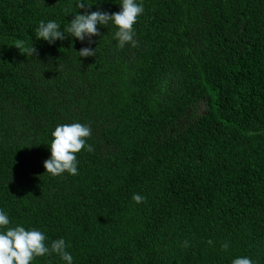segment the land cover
Masks as SVG:
<instances>
[{
	"label": "trees",
	"instance_id": "1",
	"mask_svg": "<svg viewBox=\"0 0 264 264\" xmlns=\"http://www.w3.org/2000/svg\"><path fill=\"white\" fill-rule=\"evenodd\" d=\"M137 2L135 46L109 22L80 58L87 39L35 37L76 0H0V210L74 264H264V0ZM74 122L91 151L74 176L45 173L52 131Z\"/></svg>",
	"mask_w": 264,
	"mask_h": 264
},
{
	"label": "clouds",
	"instance_id": "2",
	"mask_svg": "<svg viewBox=\"0 0 264 264\" xmlns=\"http://www.w3.org/2000/svg\"><path fill=\"white\" fill-rule=\"evenodd\" d=\"M75 7L83 9L73 14L72 20L67 26L60 30V25L55 20L38 22L35 29L37 40H43L49 45L57 40L68 39L65 33H69L75 41L82 44L87 39L88 46L82 47L79 51L80 58L94 57L96 48L91 47L94 43L93 37L100 35L98 26L107 25L109 22L115 26L116 31L113 39L117 41V46L123 48L126 43L135 46L133 26L139 16L143 14L142 3L137 0H120L118 12L109 13L101 9L91 11L87 0H76ZM22 42L15 44L17 49L22 48ZM30 53H34V48H29ZM91 135V129L86 124L74 122L71 124H58L52 131L49 145L50 156L43 161L45 173L52 176L76 175L77 156L82 149L91 151V145L87 144V139ZM144 197L133 194L132 200L140 203ZM10 220L6 212L0 210V264H31L36 257L48 256L53 253L59 256L64 264H74L73 256L68 252L66 242L63 238L52 240L50 246L45 243V234L38 229L28 228L17 224L10 227ZM211 243V241H209ZM227 248V244L222 245ZM231 264H252L248 257H236Z\"/></svg>",
	"mask_w": 264,
	"mask_h": 264
}]
</instances>
